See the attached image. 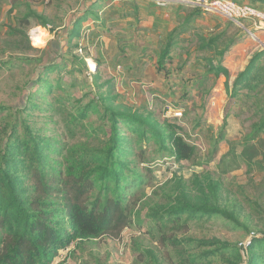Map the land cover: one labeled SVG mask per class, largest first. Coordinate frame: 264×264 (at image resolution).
Here are the masks:
<instances>
[{
  "label": "trees",
  "instance_id": "1",
  "mask_svg": "<svg viewBox=\"0 0 264 264\" xmlns=\"http://www.w3.org/2000/svg\"><path fill=\"white\" fill-rule=\"evenodd\" d=\"M150 1L155 7L164 6ZM251 1L264 4V0ZM94 6L76 19L71 37L78 32L80 22L93 15ZM176 6L174 18L178 24L159 40L158 70L164 67L166 58H171L173 49L183 48L179 46L180 34L203 10L180 2H176ZM187 7L192 8L188 13L178 12ZM99 18L94 16L95 20ZM37 20L47 24L41 16ZM231 23L238 33L227 37L225 30L219 31L206 39L201 38L205 41L197 48L210 52L196 59L205 62L206 74L212 73L216 78L220 75L229 78L222 60L244 33L242 27L228 20V24ZM58 65H48L41 76L29 83L32 88L41 84L44 92H40L39 97L43 98L52 87L47 72L59 68ZM263 84L264 48L258 46L231 85L225 81L228 100L223 125L236 101L243 111H252L251 116L257 120L238 142H230L228 152L219 158L216 169H203L189 177L175 172L149 194L144 189L146 175L132 166L133 160H128L132 140L125 136L127 131L137 135L139 145L142 141L148 145L153 140L157 151L173 157L175 163L186 161L199 167L215 159L216 151L212 150L208 158L201 160L197 146L178 131L180 126L168 120L158 122L150 112L125 111L110 106L108 102L115 97L108 90L100 91L102 85L96 86L99 92L91 101L79 107L76 113L68 112L64 119L68 132L75 133L78 126L88 129L82 120L88 118L89 111H101V124L87 135L90 140L96 139V143H68L35 129L26 116L21 115L26 110L39 108V102H30L33 94H28L20 107L0 104V264H53L60 251L74 241L100 236L118 238L125 227L143 224L147 225L145 233L150 239L147 244L133 240L134 264H243L236 244L215 237L188 236L186 230L190 220L220 217L235 228L251 232L242 213L250 219L261 203L245 195L247 204L256 203L251 212L245 211L242 201L235 196H228L223 203L222 183L213 174L226 171L231 159L237 165L244 164L246 172L258 167L264 181V144L259 143L264 135ZM48 106L51 111H57L55 102L51 101ZM222 137L220 133L214 144ZM237 145L241 147L240 152L236 151ZM257 232L261 236L252 238L248 244L245 264H264V229H257L254 234Z\"/></svg>",
  "mask_w": 264,
  "mask_h": 264
},
{
  "label": "rangeland",
  "instance_id": "2",
  "mask_svg": "<svg viewBox=\"0 0 264 264\" xmlns=\"http://www.w3.org/2000/svg\"><path fill=\"white\" fill-rule=\"evenodd\" d=\"M235 1L264 6L251 0ZM168 2L172 4L168 6ZM168 2L158 8L150 0H0V104L20 107L26 102L27 95L33 94L30 102H39V108L26 110L21 115L26 116L35 129L48 136L56 135L57 139L68 143H96V139L90 140L87 135L101 124V111H89L88 118L82 120L88 129H79L78 126L75 133L68 132L64 119L68 112L76 113L79 107L91 101L99 92L96 86L102 85L100 91L108 90L115 97L114 101L108 102L110 106L125 111L150 112L158 122L168 120L180 126L178 131L197 146L201 160L208 158L212 150L216 151L215 159L199 167L186 161L175 163L173 157L157 151L153 140L148 145L144 141L139 145L137 135L127 131L125 136L132 140L128 160H133L132 166L146 175L144 189L147 194L175 172L189 177L203 169H216L219 158L228 152L230 142H238L257 117L251 116L252 111H243L236 101L223 125L228 100L225 81L231 85L245 63L239 68L229 65L228 79L222 75L216 78L212 73L206 74L205 62L196 59L210 55V52L197 48L205 41L201 38L206 39L222 30L230 37L238 30L218 12L202 10L180 34L179 46L183 48L173 49L171 58H166L164 67L158 70L159 40L178 24L174 13L179 1ZM92 5H95L93 15L85 17L78 32L71 37L74 22ZM191 9H178V12L184 15ZM38 16L45 18L47 24H41ZM94 16L100 18L95 20ZM37 26L47 27L51 35L49 43L42 48L34 47L26 34L29 28ZM50 29L54 31L50 32ZM250 31L254 36L246 32L242 38L241 34L223 60L230 51L233 53L231 62L248 61L256 46L261 47L257 45L259 38L255 33L264 36V28ZM38 34L33 32V35ZM53 63L60 67L47 72L52 87L41 98L39 93L44 92L41 84L32 88L29 83ZM262 86L264 92V84ZM51 101L55 102L57 111L50 110L48 103ZM54 120L58 123L55 124ZM220 133L222 140L214 144ZM259 143L264 144V135ZM240 150L237 145L236 151ZM257 169L254 166L252 171L246 172L244 164L237 165L230 159L226 171L217 169L218 172L213 174L222 183L223 203L228 196H235L248 212L256 203L247 204L245 195L261 203L250 219L244 217L245 212L242 213L245 222L249 223L250 233L233 227L220 217H203L190 220L186 234L196 238L215 237L236 244L245 264L248 244L252 238L261 236V233L254 232L264 229V181L258 173L260 169ZM146 226L125 227L118 238L100 236L74 241L60 251L53 264H134L133 240L147 244L150 238L145 233Z\"/></svg>",
  "mask_w": 264,
  "mask_h": 264
},
{
  "label": "built area",
  "instance_id": "3",
  "mask_svg": "<svg viewBox=\"0 0 264 264\" xmlns=\"http://www.w3.org/2000/svg\"><path fill=\"white\" fill-rule=\"evenodd\" d=\"M172 0H165V2ZM194 6H199L209 12H218L226 19L238 26L244 27L245 22H250L253 28H264V10L251 3H243L235 0H173ZM165 2H159L164 4ZM243 21V22H242Z\"/></svg>",
  "mask_w": 264,
  "mask_h": 264
},
{
  "label": "clouds",
  "instance_id": "4",
  "mask_svg": "<svg viewBox=\"0 0 264 264\" xmlns=\"http://www.w3.org/2000/svg\"><path fill=\"white\" fill-rule=\"evenodd\" d=\"M33 32H38L39 34L33 35ZM26 34L34 47L42 48L47 45L51 39V35L47 27L37 26L35 28H29Z\"/></svg>",
  "mask_w": 264,
  "mask_h": 264
},
{
  "label": "crops",
  "instance_id": "5",
  "mask_svg": "<svg viewBox=\"0 0 264 264\" xmlns=\"http://www.w3.org/2000/svg\"><path fill=\"white\" fill-rule=\"evenodd\" d=\"M255 6H256V4H254ZM257 7H259L260 9H262V10H264V6L262 7V6H258V4H257ZM250 29L251 30H257V29H255V28H253L252 27V25L250 24V22H246V25H244V27H243V31H244V33H243V36H242V38L243 37H245V33L246 32H248L250 35H253L254 36V34L250 31ZM255 35L259 38L258 40L257 39H255V40H257L258 41V44L257 45H261L262 46V43L264 44V36L259 32V33H255ZM246 39H248V41H249V38H246ZM256 48H258V46H256ZM255 48V49H256ZM232 52L230 53V51H229V53H228V57H226V59L225 60H223L222 61V64L223 65H225V63H227V65H226V68L228 69V71H230L231 69L228 67L229 65H233L234 67H237V68H239V66L241 65V64H244L245 63V60L241 63V61H239L238 63H234V62H231V57H232ZM226 56V55H225ZM224 56V57H225ZM235 71V70H234ZM233 71V72H234Z\"/></svg>",
  "mask_w": 264,
  "mask_h": 264
},
{
  "label": "water",
  "instance_id": "6",
  "mask_svg": "<svg viewBox=\"0 0 264 264\" xmlns=\"http://www.w3.org/2000/svg\"><path fill=\"white\" fill-rule=\"evenodd\" d=\"M262 47L264 48V44L262 43Z\"/></svg>",
  "mask_w": 264,
  "mask_h": 264
},
{
  "label": "bare ground",
  "instance_id": "7",
  "mask_svg": "<svg viewBox=\"0 0 264 264\" xmlns=\"http://www.w3.org/2000/svg\"><path fill=\"white\" fill-rule=\"evenodd\" d=\"M90 64H92V63L90 62Z\"/></svg>",
  "mask_w": 264,
  "mask_h": 264
}]
</instances>
